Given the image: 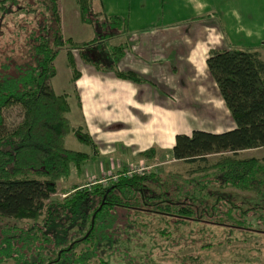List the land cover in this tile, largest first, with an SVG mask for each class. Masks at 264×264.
<instances>
[{
  "label": "trees",
  "instance_id": "obj_1",
  "mask_svg": "<svg viewBox=\"0 0 264 264\" xmlns=\"http://www.w3.org/2000/svg\"><path fill=\"white\" fill-rule=\"evenodd\" d=\"M76 3L81 21L94 27L89 41L65 37L59 0H0L1 13H15L32 23L31 28L17 23L29 32L24 36L27 44H21L23 31L15 33L14 43H19L8 56L13 62L0 65V218L32 220L19 224L0 219V264H157V235L180 241L184 230L195 231L209 246L212 234L220 230L264 233V203L259 198L249 205L237 203L215 187L219 182L222 187L264 192V157L238 156L241 150L264 147V59L250 45L214 49L207 57L236 125L223 132L194 129L176 134L174 155L190 162L184 182L163 179L162 174L173 171L122 174L109 184L75 185L63 199L51 198L58 181L92 156L65 144L72 129L67 116L71 105L68 94L50 84L57 74L55 60L68 42L76 81L81 72L72 47L94 48L98 40L128 31L123 15L100 14L92 0ZM126 47V42L115 44V53L122 57ZM116 74L130 79L135 71ZM16 103L24 108V116L7 132L4 109ZM82 129H75L78 138L94 144ZM219 147L232 153L194 166L195 160ZM155 153L154 146L142 151L146 156ZM64 225L72 228L56 240L53 233Z\"/></svg>",
  "mask_w": 264,
  "mask_h": 264
},
{
  "label": "rangeland",
  "instance_id": "obj_2",
  "mask_svg": "<svg viewBox=\"0 0 264 264\" xmlns=\"http://www.w3.org/2000/svg\"><path fill=\"white\" fill-rule=\"evenodd\" d=\"M195 1L130 0L129 2V0H92L94 11L100 14L118 13L123 15L126 20L130 19V11H132V9H129L126 12V9L131 5L134 14H136L135 24H129V21H127L128 31L115 37L112 36L109 41L98 40L96 42L97 46L95 45L94 48H91V46L71 48L76 67L84 75L80 81H75L73 78L75 70L69 63L67 52L71 46L68 42L61 48L55 60L57 74L50 80V84L56 92L67 93L71 105L67 116L71 121L72 129L66 136L65 144L68 148L89 152L92 156L82 164V169L74 165L71 175L58 181L57 192L52 194L51 198L61 200L66 192L72 190L75 185H90L95 181L94 177L101 178L108 171L115 172L120 170L118 167L128 166L130 164L127 162L128 160L121 161L116 157L123 158L124 153L132 146L140 147V149L154 146L156 148L154 156H146L140 152L131 155V161H145L151 166L147 172L170 173L173 171L174 173L171 175L162 174L163 179L175 184L182 183L190 176V162L175 157L173 145L176 141V134L179 132L191 134L194 129L223 132L235 127V119L223 98L220 87L217 90L218 98L211 104L197 103L193 97L188 99L181 96L180 87H185L188 82H191L188 79V73L184 71L187 59L185 55L181 56V44L185 48L188 47L187 50L190 49L189 44H192L190 50V53H192L195 41L188 43L187 39L191 38L188 35L194 36L199 23L217 24L219 22L221 24L223 14L226 11L222 7L226 1L218 0L217 3L221 7L215 8V2V9L208 10L204 17H200L193 10L192 4L196 6ZM238 1L241 2L239 8L241 13L245 14L247 25H252L253 29H260L261 34L263 33L262 41H264V0ZM126 2H128L127 5ZM231 2L232 0H229L227 4L230 5ZM123 5H126L124 9ZM59 9L66 38L72 36L78 41H89L94 38V27L81 21L76 0H59ZM20 11L22 12V10ZM30 18L32 17L30 16ZM17 23L25 24V27L31 28L32 26V23L29 24L27 19L23 20L15 13L5 14L0 12V65L13 62V60H9L8 56L10 53L13 54L11 49L19 43H14V40L18 39L16 34L24 32ZM36 23L37 20L34 21V24ZM25 32L22 45L27 40L24 36L29 34V32ZM129 37H131L130 40H128ZM124 41L127 42V49L129 50L132 49V44L136 46V52L132 49L130 58H123L119 53H115L114 45ZM86 54L88 57H86ZM16 57L20 58V56ZM196 67L198 74L204 76L205 70L202 68L200 59H198ZM126 69L135 70V75L128 80L134 89L133 98L135 103L133 105L143 110H146V107L149 106L151 112L137 114L138 119L126 121L130 124V129L124 133L122 139L125 141L118 140L116 149L108 153L106 146L101 142L92 144L79 139L75 129L81 126L84 132L99 140L98 136L104 132L99 124L108 128L125 127L121 122L122 111H117V108L121 106L118 105L117 108L110 106L107 102L109 99H104L102 94L109 92L120 80L125 79V77H119L116 71ZM207 72L211 76L208 82H197V85L208 84L209 91L215 93L217 80L209 72L208 67ZM87 86L91 87L86 89ZM185 90L186 88H184ZM122 91H118L117 94H121ZM213 95L211 97L215 98V94ZM94 96L96 97L94 98ZM97 106L101 108L103 106L109 107L108 121L101 123L97 119L98 116L91 113V109L98 108ZM136 106L133 108L138 110ZM163 111L166 114L164 116ZM139 112L141 111L139 110ZM130 115L128 114L127 117ZM23 116L24 108L21 104L16 103L6 107L4 109L5 131L8 132L15 128L23 119ZM162 125L161 133L165 131L166 135L172 138L171 142H168L167 139L164 142H161L163 139L158 141V137L155 135L154 138L152 135L154 128H161ZM143 132L152 133L148 135L150 142L134 140L137 142L133 143L134 137H139ZM117 137L119 138L118 135ZM143 138L144 136L140 137V140H143ZM231 153V151L219 147L216 151L208 153L206 157L198 158L193 164L196 167L209 164L221 156ZM238 156L264 157V147L241 150L238 152ZM215 187L219 188L221 192L229 194L230 198L237 203L249 205L257 198L260 199L261 204L264 203V192L258 194L256 191H246L236 187H222L219 182L216 183ZM0 219H3V221L6 219L18 221L19 224H24L27 221L32 222L30 219L19 220L6 216H2ZM71 228V225H68V227L64 225L55 231L53 235L56 240H61ZM234 229V233L229 230L225 233L223 230L213 233V242L209 246L204 245L206 239L195 237V231L185 232L184 230L180 241L157 235L158 246L154 248L153 256L156 258L157 264H264V233L249 229ZM184 235H186V238H184Z\"/></svg>",
  "mask_w": 264,
  "mask_h": 264
},
{
  "label": "crops",
  "instance_id": "obj_3",
  "mask_svg": "<svg viewBox=\"0 0 264 264\" xmlns=\"http://www.w3.org/2000/svg\"><path fill=\"white\" fill-rule=\"evenodd\" d=\"M225 1L226 2L223 4L222 7L224 9H226V11L223 14L221 24H219V22L217 24L199 23L197 25V29L194 33V36L188 35V37H191V38L187 39L188 43H192L193 41H195L192 53H190V50L192 49V44H189L190 45L189 50H187L188 47L185 48L184 45L181 44V49H182L180 51L181 56L185 55L186 59H187L186 60L187 63L184 67V71L186 73H188V79L191 80V82H188L185 87H180L181 96L187 97L188 99L193 97L195 102H197V103L211 104L214 102L215 99L218 98V93H217V90L219 89L218 83L216 84V92L215 93L214 92L212 93L209 91L208 84L200 85V86L197 85V82H206L207 83L208 79L211 78V76L207 72L208 66L206 65V63H207V57L209 56V54L214 49L231 48L233 46L243 47L246 45H250V46L257 47L261 53L262 58L264 59V41H262L263 33L261 34V30L260 29H253L252 25L251 26L247 25V23L245 21V14L241 13V9L239 8L241 6L240 5L241 2H239L238 0H232L230 5H228L227 2L229 0H225ZM129 2H130V0H129ZM195 2H196V6L192 4L193 10L200 17H204L206 15L205 13L208 12V10H211V9L213 10L215 2H216L215 8H218L220 6V4L218 5V3H217L218 0H196ZM127 4H128V2H126V5ZM126 5H123L124 6L123 9L126 7ZM129 9L130 10L132 9V11H130V19L131 20L129 19L127 21H129V24L131 23L134 25L135 24L134 18H135L136 14H134L133 8L131 5L128 6V8L126 9V12ZM212 12L214 13V11H212ZM127 26H128V22H127ZM128 29H129V27H128ZM122 33L123 32L119 33L118 35H121ZM115 36H117V35H115ZM227 36H228V38H227ZM130 39H131V37L128 38V40H130ZM125 42L126 41L120 42V43H125ZM131 46H132L133 51L136 52V46L134 44H132ZM132 49L129 50L126 47V53L122 57L123 58H127V57L130 58L132 55L131 54ZM198 59H200L201 64H202V68H203V70H205L204 76H201L200 74H198V69L196 67ZM126 70H131V69H126ZM83 76L84 75L81 74L80 77L76 81H80ZM128 80H129L128 78L120 80L115 86H113V89L110 90L111 92L109 91V92L102 94L104 99H107V98L109 99V101H107V100L106 101L109 102L110 106H113L114 108L115 107L117 108L118 105L121 106V107L117 108V111H122L121 113H122L123 117L121 119V122L123 125H125V127H122V128H116V127L108 128L105 125L99 124L104 129V132L101 133L100 136H98L99 140H97V139H94V140H95V143H99V142L103 143V145L106 146V148H107L106 151L108 153L113 152L114 149H116V143L118 140L125 141L122 138H124V133L130 129V127H129L130 124L127 123L129 120L133 121V120L138 119L137 114H140V113L148 114L149 112H151V110H150L151 108H149V106L146 107V110L145 109L143 110V109H140L139 107H137L136 105H133L135 103V100L133 98L134 89H133V85H131V83L128 82ZM191 85H193V86H191ZM90 87L91 86H87L85 88L89 89ZM184 88H186L185 91H184ZM118 91H122V93L117 94ZM213 94H215V96H216L215 98L211 97V96H214ZM95 97L96 96H94V98ZM134 106H136L138 108V110H135L133 108ZM108 108H109L108 106H103V108H101V107L93 108V109H91V113L93 115H97L98 116L97 119L100 120L101 123H103V121H108V119H109ZM139 110L141 112H139ZM112 114H114V113H112ZM128 114H131V115L127 117ZM134 115H136V116H134ZM164 115H166V114L163 111V116ZM167 115H168V113H167ZM139 119H140V115H139ZM134 124H136V123H134ZM133 126H136V125H133ZM152 127L154 128V126H152ZM162 127H163V125L161 126V128H157V129L154 128L153 134L150 132L149 133L143 132V134H140L139 137H134L133 143H136L138 140L150 142V139L148 138L149 134H152L154 136V138L156 135L158 137V141H161L163 139L161 142H164L165 139H167L168 142H171L172 138H170L169 135H166L165 131L164 132L162 131V133H161V130L163 129ZM117 135L119 136V138L117 137ZM142 136H144V138H143V140H140V137H142ZM134 140H137V141H134ZM127 141H129V140H127ZM127 145H129V144H127ZM145 149H147V148H145ZM145 149H140V147H133L132 146L131 149L129 147V149H127V151L124 153L123 158L119 157V156L116 158L121 160V161L128 160L127 161L128 163H132L134 161H131L130 156L133 154H136V153H140V152L142 154V151ZM103 168L105 169L106 167H103ZM118 169H122V168L118 167Z\"/></svg>",
  "mask_w": 264,
  "mask_h": 264
},
{
  "label": "built area",
  "instance_id": "obj_4",
  "mask_svg": "<svg viewBox=\"0 0 264 264\" xmlns=\"http://www.w3.org/2000/svg\"><path fill=\"white\" fill-rule=\"evenodd\" d=\"M150 165L147 164L145 161H139V162H132L128 166L123 167L122 169L118 171H108L106 174L99 178L94 177L95 181L94 182H104V183H109L110 181L117 180L122 174L123 175H133L135 173H144L147 172L150 169Z\"/></svg>",
  "mask_w": 264,
  "mask_h": 264
}]
</instances>
